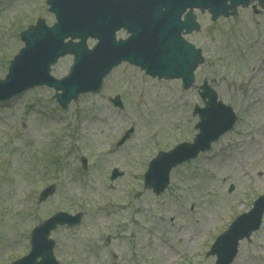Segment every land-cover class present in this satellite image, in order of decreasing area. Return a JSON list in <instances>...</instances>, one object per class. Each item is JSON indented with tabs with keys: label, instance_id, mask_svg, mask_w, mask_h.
Wrapping results in <instances>:
<instances>
[{
	"label": "rangeland",
	"instance_id": "rangeland-1",
	"mask_svg": "<svg viewBox=\"0 0 264 264\" xmlns=\"http://www.w3.org/2000/svg\"><path fill=\"white\" fill-rule=\"evenodd\" d=\"M37 18L53 22L45 0H0V78L23 46L19 33ZM197 18L199 32L186 38L203 62L187 90L121 63L66 110L47 87L0 102V264L26 255L30 229L60 211L80 222L51 234L62 264H214L206 255L213 239L264 194V7ZM71 63L65 56L51 73L61 77ZM204 80L237 121L155 194L143 186L147 163L197 133L192 111ZM114 167L121 174L111 179ZM232 264H264V215Z\"/></svg>",
	"mask_w": 264,
	"mask_h": 264
},
{
	"label": "water",
	"instance_id": "water-1",
	"mask_svg": "<svg viewBox=\"0 0 264 264\" xmlns=\"http://www.w3.org/2000/svg\"><path fill=\"white\" fill-rule=\"evenodd\" d=\"M214 1L221 11L215 12L213 17L219 13L229 14L228 9L233 14L237 5L245 6L249 2ZM227 1L229 6L225 4ZM258 1L264 3V0ZM47 3L50 11L56 15L57 23L52 28L38 23L21 34L25 48L14 59L6 79L0 81V99L10 97L21 90L17 78L18 71L27 72L22 66L23 63L32 65L30 69L38 71L36 66L39 61L34 57L36 53H41L42 66L45 69L60 55L71 53L74 56L75 63L70 75L65 79L67 94L56 95L63 107L71 99H76L80 93L96 90L102 77L122 60L138 65L147 73L158 75L159 78H182L185 88L193 83V70L202 62V57L180 38L179 32L183 27L188 33L195 29V25L189 11L185 14L183 22L178 21V17L186 8H212L211 0H48ZM120 28H125L131 35L127 40L117 42L114 34ZM66 37L78 38L79 42L64 43ZM88 37L98 40L92 50L85 46ZM40 73L44 74L45 71ZM200 89V96L208 99L203 109H195V113L200 116L197 125L200 133L191 146L181 145L169 153H160L150 162L145 175V186L152 187L155 192L162 191L167 185L168 172L172 167L188 157L195 156L198 151L207 149L209 143L230 126L232 116L228 108L216 102L205 85ZM182 146L184 147L180 149ZM263 208L264 196L256 202L251 212L255 215V220L242 227H236L238 221L232 225L228 231L233 234L231 254L218 264H227L234 255L235 242L244 236L247 237L257 228ZM245 217L247 216L240 219ZM59 219L56 216L39 227L41 234L37 239L45 240V235ZM38 229L34 231L35 234ZM42 240L34 241L35 251L33 250L31 256L24 258L28 260V264H54L50 253L51 244L46 247ZM212 252L219 253V256L221 250L214 246ZM35 257H41V260L36 263Z\"/></svg>",
	"mask_w": 264,
	"mask_h": 264
}]
</instances>
